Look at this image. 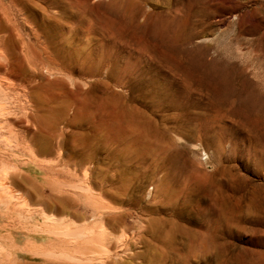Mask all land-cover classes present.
I'll list each match as a JSON object with an SVG mask.
<instances>
[{
    "label": "rangeland",
    "instance_id": "1",
    "mask_svg": "<svg viewBox=\"0 0 264 264\" xmlns=\"http://www.w3.org/2000/svg\"><path fill=\"white\" fill-rule=\"evenodd\" d=\"M0 40V264H264V0H0Z\"/></svg>",
    "mask_w": 264,
    "mask_h": 264
},
{
    "label": "bare ground",
    "instance_id": "2",
    "mask_svg": "<svg viewBox=\"0 0 264 264\" xmlns=\"http://www.w3.org/2000/svg\"><path fill=\"white\" fill-rule=\"evenodd\" d=\"M7 30V29H6ZM5 37V36H4ZM2 39V38H1ZM10 39V38H9ZM1 41V40H0ZM2 42V41H1ZM0 42V75H3V79L4 81L6 82V86H2L0 84V91L2 93H4L5 95H7L6 93H10L11 90H14L13 86L14 84L11 83L9 81V77L12 76V75H20V77L22 78V82H23V88H26L27 85H28V82H29V78H28V73H27V68L26 66L24 65V62L26 63V61H24V59L26 60V57L25 55L23 54V58H21L20 56L18 55H15V53L17 52H14V55L10 58L11 60H9V58H7L6 56H4V52L6 51V46L3 45V43ZM22 47V46H21ZM2 48L4 49V51L2 52ZM24 50V49H23ZM28 50V48H27ZM4 53V54H3ZM7 54V53H6ZM13 53H11L12 55ZM40 59V58H38ZM11 61V62H10ZM43 62V61H42ZM16 66V67H15ZM42 67H43V63H42ZM2 81V80H0ZM11 88V89H10ZM35 98V97H34ZM3 113V112H2ZM7 114V113H5ZM2 118V117H1ZM6 124V121L3 122ZM7 125V124H6ZM11 125V124H10ZM10 127V126H9ZM7 128V127H6ZM43 148V147H42ZM40 150H41V146H40ZM3 160V159H2ZM1 163V162H0ZM16 182V181H15ZM7 183V182H6ZM17 183V182H16ZM5 186V185H4ZM29 186V185H28ZM118 191H119V194L121 193L122 194V191L123 190V187H122V184L119 183L118 187H117ZM64 209L65 208H68L71 206V203L68 201V200H65L64 203ZM57 211H60L59 209ZM123 221L121 217H112V218H109L108 219V223L110 224L111 226V229H114L116 227H118L119 225H122L123 224ZM93 249H92V245H89V246H86L84 248H82L81 250L79 249V252H81L82 254V257L79 259H77L75 261V264H94V258H92L90 255L93 253ZM107 253H109L110 251H106ZM93 255V254H92ZM62 264H69L68 262L67 263H62ZM111 264L112 261H111Z\"/></svg>",
    "mask_w": 264,
    "mask_h": 264
}]
</instances>
